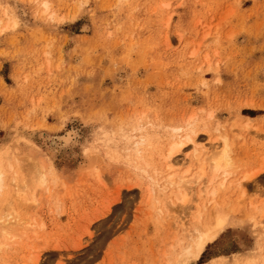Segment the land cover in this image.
I'll return each mask as SVG.
<instances>
[{"label":"rangeland","instance_id":"1","mask_svg":"<svg viewBox=\"0 0 264 264\" xmlns=\"http://www.w3.org/2000/svg\"><path fill=\"white\" fill-rule=\"evenodd\" d=\"M0 165V264H264V0H0ZM212 211L224 230L184 263Z\"/></svg>","mask_w":264,"mask_h":264},{"label":"bare ground","instance_id":"2","mask_svg":"<svg viewBox=\"0 0 264 264\" xmlns=\"http://www.w3.org/2000/svg\"><path fill=\"white\" fill-rule=\"evenodd\" d=\"M248 126V125H247ZM173 129V128H172ZM186 129V128H185ZM181 130H183V128L182 127H179V128H175V129H173L172 131H173V134H175V136H172V139L174 140H172L173 142H172V144L170 143V146H168L169 147V149H168V151H167V156L166 157H164V160H168V163H170L171 162V159L173 158V155L175 156V153H177L184 145H186L187 143H191L192 145H194L195 143H194V141H193V133H192V131H190V133L188 132V131H186L183 135H179L178 134V132L179 131H181ZM196 137V136H195ZM150 138V137H149ZM222 139V138H221ZM143 140V139H142ZM141 140V138L137 141V144L136 145H141L144 141H142ZM225 143H226V141H224ZM148 145V144H147ZM226 145V144H225ZM137 148V147H136ZM200 149H201V151H199V149H194V152H198V153H203V148H201L200 147ZM223 150V149H222ZM224 150H225V147H224ZM220 151V152H218L217 154H215V152H213L212 154H208V155H206V157L205 158H203L202 160V162L203 163H199V165H198V170H197V172L195 173V176L198 178V179H203V177H204V175H205V169H206V167L208 166L209 168H210V171H211V173H212V175L214 176V177H217L216 175L217 174H219V172H221L224 168H225V166L227 165V159H228V156H227V153H228V151H227V153H226V150H227V148H226V150L225 151ZM195 153V154H196ZM30 156H25L24 158H26V160H27V158H29ZM160 158V157H159ZM194 158V157H193ZM33 159V158H32ZM37 159V158H36ZM169 159H170V162H169ZM197 159H199V158H197ZM16 160V159H15ZM15 160H14V162H15ZM25 160V161H26ZM34 161H36V160H34ZM45 161V160H44ZM165 161V162H166ZM208 161V162H207ZM30 162V161H29ZM28 162V163H29ZM37 162L38 161H36V163L35 164H37ZM41 162V161H40ZM174 161H172L171 162V164L173 163ZM206 162L208 163V164H206ZM16 163V162H15ZM14 163V164H15ZM23 163H25L22 159L20 160V159H18V162L16 163V166H17V168L18 169H20L18 166H21ZM167 163V162H166ZM168 163H167V165H168ZM31 165H33V161L30 163ZM29 164V165H30ZM34 164V166H36V167H30L29 169H28V167H29V165L27 166V165H25V166H27V167H25V169H28V170H25L24 172H26V171H29L30 169V171H29V173H25V175H24V173H23V175L24 176H26V174H27V176L26 177H23V180H21V182H19L18 180L19 179H17V177H15L14 176V174H13V176H14V178H13V176L11 177L12 179H13V181H11V185H12V183L14 182V186L13 187H15L14 188V190H13V192H12V195H13V197H11L10 196V198H13V200L14 201H16L17 203H18V207H20L21 208V205H23L24 207H22L23 209L25 208V206H26V209H27V207H28V205L29 204H31L30 202H29V199H28V197H27V195L28 196H31V195H33V196H31V197H34V200H35V196H34V194H33V192L35 193V191L37 190V189H39V187H40V189H42L43 187H45V185H44V178H45V175H46V178L45 179H47V174H43L42 172H41V169H43V167H39V163L37 164V165H35ZM198 164V163H197ZM47 165H48V163H47ZM194 165V164H193ZM15 166V165H14ZM15 166V167H16ZM167 167H171L170 165H168ZM3 169V168H2ZM2 169H1V165H0V197H1V192H3V189H4V187H5V180H4V175L5 174H3V171H2ZM24 169V168H23ZM49 169V168H48ZM171 169V168H170ZM10 170H11V168H10ZM225 170V169H224ZM5 171V170H4ZM21 171V170H20ZM187 171H190V170H187ZM207 171V170H206ZM31 172V173H30ZM45 172V171H44ZM224 172V171H223ZM5 173V172H4ZM13 173V172H12ZM46 173V172H45ZM173 173V172H172ZM6 174H8V173H6ZM170 174V173H169ZM44 175V176H43ZM156 175V174H155ZM181 175V174H180ZM185 175H187L186 173L185 174H183V175H181L180 177H179V179H180V181L178 180V183L176 184V182L174 181V176L172 175V174H170L168 177H167V179H166V181H165V183H166V185L167 186H169V187H174V186H178V187H180L181 188V185H182V182H183V180H184V178H185ZM177 177V176H176ZM226 177V176H225ZM8 178V177H7ZM10 178V179H11ZM25 178V179H24ZM156 178V177H155ZM11 179V180H12ZM21 179H22V176H21ZM27 179V180H26ZM178 179V178H177ZM10 182V180L8 181V183ZM186 182V181H185ZM7 183V184H8ZM6 184V185H7ZM9 185V184H8ZM157 185V184H156ZM224 184H223V182L220 184V186L222 187ZM43 186V187H42ZM158 187V186H157ZM164 187H166V186H164ZM6 188H7V186H6ZM224 188V187H223ZM12 189V188H11ZM44 189V188H43ZM176 189H177V187H176ZM215 190V189H214ZM211 191L210 192V195H212V196H214V195H216V191ZM37 192V191H36ZM206 194H207V192H206ZM9 195H11V193L9 194ZM2 198V197H1ZM4 198V197H3ZM7 198V195H6V197H5V199ZM10 198H9V200H10ZM15 198V199H14ZM183 198H185V197H183ZM12 200V199H11ZM185 200V199H184ZM2 201V200H1ZM6 201H8V199L6 200ZM6 201H5V203L4 204H6ZM32 201H33V199H32ZM183 201V200H182ZM16 202H14L15 204H17ZM35 202V201H34ZM37 202V201H36ZM35 202V203H36ZM181 202V201H180ZM186 202V201H185ZM184 202V203H185ZM3 203V202H2ZM12 203V202H11ZM33 203V202H32ZM183 203V204H184ZM34 204V203H33ZM33 204H31V206H33ZM4 206V205H3ZM5 207V206H4ZM4 207H1L0 209H3ZM15 207H16V205H15ZM18 207H16L17 209H18ZM11 208V207H10ZM9 208V209H10ZM19 208V209H20ZM9 209H8V211H7V215H10L12 212H13V210L12 209H10V211H9ZM12 210V211H11ZM3 211H6L5 209H3ZM10 212V213H9ZM23 212H25V211H23ZM4 213V212H3ZM2 213V215H4ZM14 213V212H13ZM13 213L11 214V215H13ZM203 213V212H202ZM16 214V213H15ZM1 214H0V216L3 218V219H5V218H8V219H10L7 215H4V216H7V217H4V216H2ZM222 215H223V213L221 212V213H219L218 211H216V212H213L212 211V213H211V216H210V218L212 217V221H204L203 220V217H202V214H199V215H197V217H196V222L194 221L193 222V225H194V227H193V225H192V231H190L189 230V232H187V233H191L192 232V236H191V234L188 236L189 238H188V243L186 244V246L185 247H183L182 248V252H179V254H178V257H180V258H182L183 259V262L185 263L186 261H188L189 259H191V258H193V259H198L201 255H202V253H203V250L205 249V247H206V245L208 244V243H210V242H212L213 240H215L219 235H220V233L224 230V227H225V220H224V218L222 217ZM16 216H18V214H16L15 215V217ZM14 217V216H13ZM210 218H209V220H210ZM7 219V221H2V219L0 218V251L2 250V248L1 247H3V245L5 244V243H2V240H4L5 238V236L8 234V236H6V240L7 239H9L10 237L11 238H13V234L10 236V227H12L13 226V228H11V230L12 231H14V229H16L15 228V225H12L11 223H9V220ZM17 219V218H16ZM16 219H14L15 220V222L14 221H10V222H14V223H16ZM10 220H13V219H10ZM22 220V219H21ZM20 220V221H21ZM24 220V219H23ZM19 221V222H20ZM25 221H26V219H25ZM8 222V224H10L11 226L10 227H8L7 226V223ZM22 222V221H21ZM2 223H5L6 224V226H3V225H5V224H2ZM24 223V222H23ZM2 224V225H1ZM18 224V223H17ZM21 225L20 226H22V227H24L23 225H22V223H20ZM18 226H19V224H18ZM17 226V227H18ZM19 226V227H20ZM6 227H8V229L6 228ZM188 231V230H187ZM14 233V232H13ZM17 237H19L18 235H16ZM11 238H10V240H11ZM8 241V240H7ZM1 244H3L2 246H1ZM175 258V257H174ZM264 258V257H263ZM250 260V259H249ZM248 261V260H247ZM261 261H262V259H261ZM175 262V261H174ZM252 263V262H251ZM174 264V263H173ZM242 264V263H241Z\"/></svg>","mask_w":264,"mask_h":264}]
</instances>
